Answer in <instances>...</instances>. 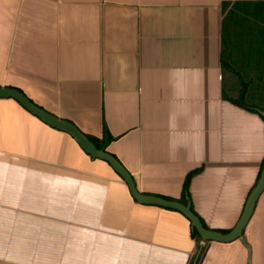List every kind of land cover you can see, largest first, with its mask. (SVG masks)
Segmentation results:
<instances>
[{
  "label": "crops",
  "instance_id": "crops-1",
  "mask_svg": "<svg viewBox=\"0 0 264 264\" xmlns=\"http://www.w3.org/2000/svg\"><path fill=\"white\" fill-rule=\"evenodd\" d=\"M234 5L264 0H0V86L88 137L108 134L105 151L143 194L182 203L197 171L192 209L232 230L264 165V110L233 103L245 81L225 72ZM247 46L263 65L264 41ZM191 230L179 212L138 204L69 134L0 99V264H189ZM243 236L251 254L241 239L207 242L203 264H264V192Z\"/></svg>",
  "mask_w": 264,
  "mask_h": 264
},
{
  "label": "water",
  "instance_id": "water-1",
  "mask_svg": "<svg viewBox=\"0 0 264 264\" xmlns=\"http://www.w3.org/2000/svg\"><path fill=\"white\" fill-rule=\"evenodd\" d=\"M0 99H12L16 101L22 108H24L26 111H28L30 114H32L45 124L69 134L91 159L106 162L113 169V171L125 182L129 189L131 197L138 204L173 210L185 216L191 223V229L196 230L201 238L200 248L197 252L193 264H197L204 245L207 242L231 243L235 240L241 239V241L247 247L251 254V247L247 243V240L245 239L243 234L253 216L257 201L264 192V165L256 186L248 196L243 213L237 225L229 233H222L220 231L206 229L204 227L200 217L193 212L192 203L189 198L187 199V203L183 204L177 201L167 200L161 197L146 195L139 192L135 179L115 156L105 150L99 149L73 123H70L69 121H66L64 119H60L38 107L21 91L10 87L0 86ZM257 112L264 118V111L258 110Z\"/></svg>",
  "mask_w": 264,
  "mask_h": 264
},
{
  "label": "rangeland",
  "instance_id": "rangeland-1",
  "mask_svg": "<svg viewBox=\"0 0 264 264\" xmlns=\"http://www.w3.org/2000/svg\"><path fill=\"white\" fill-rule=\"evenodd\" d=\"M233 11H237V13L234 17L230 18V20L229 18L227 19L228 22H226L224 30L226 42L225 60L230 62L232 71H230V64H227L225 72L232 73L233 75L239 73L245 82L249 81L253 84L247 94L246 103L264 110V72L261 70L264 64L261 65V63H259L260 65H258L255 63V60H253L255 58V52H251L250 48L247 46L250 41L252 43L264 41V7H262V9H247L245 14L241 12V10L234 9ZM261 57L264 60V57ZM235 76L237 77L238 75ZM252 77L255 78L251 79ZM87 166L88 161L80 165L79 176L81 174L80 172L84 171L83 169ZM227 231L230 232L231 230ZM195 240L196 249L193 252L189 264L194 263L201 244L200 238H196ZM206 256L207 249L201 254L198 264H203Z\"/></svg>",
  "mask_w": 264,
  "mask_h": 264
},
{
  "label": "trees",
  "instance_id": "trees-1",
  "mask_svg": "<svg viewBox=\"0 0 264 264\" xmlns=\"http://www.w3.org/2000/svg\"><path fill=\"white\" fill-rule=\"evenodd\" d=\"M230 7V4L229 3H224L223 4V11H226L228 10ZM234 9L236 10H241V12H243L244 14L246 13L247 11V6H242V5H234V7L232 9H230L226 15V18H225V25H226V22L227 19L229 18H232L236 15L237 11H233ZM259 9V8H257ZM245 10V11H243ZM227 65V63H226ZM242 85H243V88L241 89L240 91V94L238 96V98L236 100H232L233 103L235 104H238V105H241V106H246L245 104V99H246V95H247V89H248V85L242 81ZM263 118V117H262ZM264 120V118H263ZM88 137V136H87ZM99 149H102V150H105L106 147L108 146V144L112 141V138L107 134L104 136L103 140L102 141H99L98 139H95L93 137H88ZM195 174H197V171L189 174V176L187 177L186 179V182H185V185H184V189H183V194H182V198H181V202L186 204L187 203V199L189 198L190 199V192H189V186H190V181L192 179L193 176H195ZM168 200H172V199H168ZM193 210V209H192ZM193 212L195 213V211L193 210ZM196 214V213H195ZM197 215V214H196ZM198 216V215H197ZM201 219V218H200ZM202 221V220H201ZM204 227L206 229H209L205 223L202 221ZM222 233H228L229 231H220ZM191 238L192 239H196V238H200V236L198 235V233L196 232V230H191ZM201 239V238H200ZM199 261V260H198ZM198 264V263H197Z\"/></svg>",
  "mask_w": 264,
  "mask_h": 264
}]
</instances>
